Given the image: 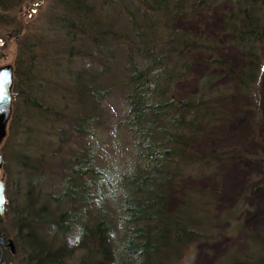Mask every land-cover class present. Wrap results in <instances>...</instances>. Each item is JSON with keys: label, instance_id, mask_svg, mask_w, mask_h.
Returning a JSON list of instances; mask_svg holds the SVG:
<instances>
[{"label": "trees", "instance_id": "trees-1", "mask_svg": "<svg viewBox=\"0 0 264 264\" xmlns=\"http://www.w3.org/2000/svg\"><path fill=\"white\" fill-rule=\"evenodd\" d=\"M53 1L47 36L29 27L18 40L0 143L3 264H181L197 243L239 233L246 247H228L211 264H264V232L246 234L243 220L256 186L219 214L220 189L199 184L235 151L193 146L210 130L223 133L228 105L245 102L264 181V0ZM211 15L239 51V70L214 38L178 26ZM199 55L206 71L196 90L176 96ZM118 97L125 115L116 130L131 149L113 169L97 143L112 119L106 104Z\"/></svg>", "mask_w": 264, "mask_h": 264}, {"label": "rangeland", "instance_id": "rangeland-1", "mask_svg": "<svg viewBox=\"0 0 264 264\" xmlns=\"http://www.w3.org/2000/svg\"><path fill=\"white\" fill-rule=\"evenodd\" d=\"M8 4L0 3V35L6 36L3 45L0 47V67L6 64L15 65L16 55L19 49L20 37L31 29L34 33L47 36L51 29L49 18L53 0H9ZM180 28L189 29L193 35L199 37H211L217 41L220 52L230 59L235 69L242 66V58L239 51L230 42V37L223 31L219 15L199 16L196 19L179 21ZM22 29L18 36L14 31ZM58 31V30H57ZM51 33V32H50ZM4 36V37H5ZM49 36H51L49 34ZM23 38V37H22ZM26 40V39H25ZM198 64L192 69L188 80L178 82L173 89L176 96H183L193 92L197 87V80L206 70L204 59L199 55ZM222 78L224 72L220 71ZM261 106L262 121H264V81L261 84ZM108 107L110 116L109 131L98 133L100 139L97 143L101 156L109 161L113 169H121L130 160L131 140L124 138L117 133L116 124L125 115V102L120 98L111 99ZM245 102L233 103L228 108L233 112L230 124L224 125V136L219 137L215 131H208L202 141L193 144L194 150L203 154L207 146H215L220 149L230 147L235 151L236 159L220 168L218 174L204 177L199 184L219 188L221 196L216 205L219 214L224 213L237 202L238 195L249 189V186H256L255 191L248 199L247 210L243 214L246 234L249 232H264V181L260 179V165L254 161L258 155H262L260 143V132L258 128L252 127L251 114L245 107ZM264 128V124L262 125ZM242 141V142H240ZM238 151H242L239 154ZM244 155V156H243ZM250 158H247V157ZM246 235L239 233L234 236H220L215 241L200 242L192 246L186 258L181 264H211L225 253L228 247L245 248ZM5 254V253H4Z\"/></svg>", "mask_w": 264, "mask_h": 264}, {"label": "water", "instance_id": "water-1", "mask_svg": "<svg viewBox=\"0 0 264 264\" xmlns=\"http://www.w3.org/2000/svg\"><path fill=\"white\" fill-rule=\"evenodd\" d=\"M3 45V40L0 39V47ZM14 68L10 64L0 67V143L6 137L8 121L12 115L13 106V85H14ZM3 155L0 153V167L2 166ZM5 187L4 180L0 179V213L4 212L5 205ZM7 245L3 236H0V264H3V257L5 251L3 250Z\"/></svg>", "mask_w": 264, "mask_h": 264}]
</instances>
